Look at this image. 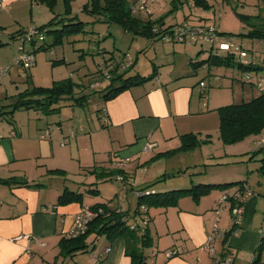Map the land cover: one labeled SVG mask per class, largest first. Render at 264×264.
I'll return each instance as SVG.
<instances>
[{
    "label": "crops",
    "instance_id": "crops-1",
    "mask_svg": "<svg viewBox=\"0 0 264 264\" xmlns=\"http://www.w3.org/2000/svg\"><path fill=\"white\" fill-rule=\"evenodd\" d=\"M70 1L69 7L71 8L75 0ZM82 1V5H84L88 0ZM129 1L132 3L136 0ZM170 2L171 0L162 2L147 0L145 4L148 11L150 10L149 15H151L150 6L153 7L154 12H157L160 10L159 8H162V3H165L168 8L171 5ZM184 5L189 8V12L182 14L183 18H176L178 22L168 26L182 25L185 22H199L200 17L194 14L197 9H193L189 2ZM184 5L179 6V9ZM138 12L141 14L144 11ZM28 13L30 24L25 21ZM54 15V7L49 8L35 0H6L0 7V38H3L0 40H4L6 35V37L9 36L10 42L0 41L3 44L0 47V67L12 64L13 60L11 59L16 56V42L20 32L26 31V28L41 27L47 24ZM163 22V28L168 27L166 19ZM24 25L27 26L23 27ZM218 38H215L217 44L223 42ZM252 42L256 43L259 40L254 39ZM32 50L34 51V48ZM194 50L197 56L199 50L198 48ZM201 51L202 49L198 56ZM188 57L185 66L189 65L190 68L186 67L184 73L176 75L172 70L168 75H158L151 81H145L141 85L122 91L113 100L102 102L96 107V118L100 119L105 126V130L101 132H106L110 149L114 150L112 154L111 152L109 154L110 169L120 168L125 171L128 177L127 182H130L129 180L132 178L131 171H134V174H137V170L146 171L147 166L143 165L145 162L142 163L144 155L152 153L154 149L167 150L166 152L178 149L181 144L179 141L181 135L194 134L197 136L207 133L208 131L203 127L197 129L198 122L203 119L201 117L208 113L206 110L209 107L218 109L225 106L224 102L219 100V95L213 91L209 92L206 101L201 98L207 94V85L203 77L188 78L191 77V68H203L199 70L201 73L206 71V77L213 74L207 64L190 65L193 62V55L190 54ZM105 59L107 60V57ZM206 59H208V55H202L201 59L197 57V62ZM135 67H137L136 64ZM139 70L137 67L135 73L142 75ZM6 76L1 81L7 79V84L15 83L13 77L9 79L10 76L5 78ZM201 82L205 84L204 95L201 93ZM234 82V79H231L229 85L232 86ZM249 87L251 89H247L246 96H240L238 103L257 96L255 89ZM6 92V89L3 91L0 88V264H54V260H56L55 264H130L129 257L124 253L125 241L122 238L110 242L104 237L95 238L91 235L86 240V243L89 244L86 252L77 253L65 261H62L58 256V243L71 229L72 221L80 208L90 207L94 204L87 205L85 197H83L82 204L70 203L63 207L57 205L58 196L64 189L86 193V184L83 181L73 183L69 187L66 184L67 178H61L62 181L54 179L52 174H48L49 171L64 169L62 166L49 168L47 162L48 159L55 157L61 159L62 155H67L64 153V145L68 142L70 144L68 146H74L73 143H75L78 149L77 145L82 135L86 134V130L82 125V118H78L76 121V118L73 117L70 122L66 123L68 127L64 129L60 120L48 122V117L52 115L46 116L40 111L31 109L20 110L33 111L27 112V119H24L23 116H16V112H18L16 111L11 116L9 115L13 119L6 121V116L9 114L7 110L13 103V100H4L8 98ZM17 94L13 93L11 96ZM98 108L102 111H98ZM53 123L57 126L56 132L53 133L54 139L50 134L51 131H54ZM46 131L49 132V137H45ZM70 132L74 134L73 137H69ZM97 135L93 132L90 139L94 141ZM63 139L67 140L62 145L64 146L62 149L58 143L60 144ZM245 139L249 141V144L258 142L260 145L248 150L249 152L244 155H227V152L224 151L222 156H211L208 161H203V165L205 164L204 166H207L208 169H213L212 175L206 178H190L188 187L191 183L220 185L236 183V180L242 179L240 176L231 177L224 173L223 175H213L215 170H225V166L245 164L247 165L246 169L251 167L250 173H253L254 169L258 168V164V166L261 163L264 165V130L257 136H249ZM147 144L154 145L151 151H145ZM135 161H137L135 169L133 166L128 167V164L120 165L122 162L130 164ZM86 168L90 167H84V170ZM256 180L258 185L256 187H253L248 180L240 181L249 185L254 195L244 201L241 220L237 226L238 230L236 229L235 234L232 233L226 238L228 253H231L233 257L232 264L244 257L243 254L240 256L238 252L253 254L255 258L256 251L264 244V182L258 178ZM7 181H12V183L7 184ZM154 181H146L138 185L142 188ZM166 182L158 183L152 191L161 192L175 188L168 187ZM130 184L132 188L136 187L133 190L140 189L135 180ZM123 186L125 189L127 185ZM239 190V187L226 192L224 189H214L210 190L211 192L197 203L193 202L191 198L184 197L178 201L176 207L149 209L150 219L147 231H149L152 245L146 252L149 256L148 264H214V256L208 254L209 252L204 248L205 240L212 230L215 218L214 209L223 195L232 197ZM106 203H109L112 208L126 211L122 207L123 205L114 204L111 201ZM127 210L131 212L130 209ZM220 216L221 225L227 227V222L224 223V219H227L228 215L222 211ZM232 229V224H228L226 230L231 232ZM171 250H177L178 255L168 259L164 255ZM81 254L82 256H80Z\"/></svg>",
    "mask_w": 264,
    "mask_h": 264
},
{
    "label": "rangeland",
    "instance_id": "rangeland-1",
    "mask_svg": "<svg viewBox=\"0 0 264 264\" xmlns=\"http://www.w3.org/2000/svg\"><path fill=\"white\" fill-rule=\"evenodd\" d=\"M158 1L162 2L163 0ZM207 1L211 6L208 10H195L194 14L198 15L197 17H200L198 24L214 26L218 32L228 34L220 35V37L218 36V39L224 41L229 38L234 43L240 42L245 50H248L249 56L255 55L257 59H254V61L256 63H261L264 66V61H262L263 58L259 57V55L261 56L262 52L259 42L254 43L255 41L252 42L251 39L239 38V35H243L251 30V24L257 25L264 18V0ZM82 2V0H75V3L71 7V12L73 15H77L78 21L85 23L84 34L71 35L68 38H65L61 45L56 46L51 50L36 52L33 58L36 62L32 69H17L16 67H13L6 75L10 76L9 79L13 77V81H15V83L7 84V79L5 80V78H7L6 76L4 78L5 81H1L0 84L2 86H0V88H2L3 91H5V89L7 91L6 95L8 98H5L4 100L9 101L13 100V98H9L12 97L11 95L13 93L24 92L25 90H30L33 87L48 88L52 86L53 82H58L64 79H71V83L75 85V97L80 96V88H84L83 94L88 95V101L84 107H65L64 105L66 102L61 101L60 105L63 107L59 113L52 114V116L48 117V122L60 120L64 125V129L65 127H68L66 123L70 122V119L72 120L73 117L76 118V121H78V118H82V125L86 130V134L82 135L80 142L77 145L78 149L75 146V143H73L74 146H68L70 145L68 142L66 145H64L65 148L64 146H61V143H58V146H61L62 149L64 148V153H67V155H62L61 159L56 157L53 158L54 160L48 159L47 164L49 165V168L62 166L64 170L60 171L59 173L49 172V175L52 174L53 178L57 179L58 181H60L61 178H67L68 181L66 184L69 187H71L73 183H81L84 181L87 190L91 188L97 190V195H91L88 192H82L87 205H92L95 203L101 204L111 201L114 202V204L123 205L122 207L125 210L130 209L131 212H133L137 204V197L135 194H133V189H136V187L132 188L130 183H133L134 180L136 181V185L141 188V186L138 184L145 183L146 181H154L157 179V177L159 178L161 175L163 176V174H165L164 180L167 181L166 184L168 187H177V189H183L188 187L190 178H206L212 175L213 169H208L207 166H204L205 164L203 165V161H208L211 156H222L224 151L227 152V155H244L245 153L249 152L248 150L260 145L258 142L257 144L255 142L249 144V141L245 138L242 141L234 144H224L222 140H220L221 138L219 136V115L217 108H210L208 106L209 108L206 110L208 113L201 117L203 119H201L202 121L198 122L197 126V129L203 127L208 132L197 135L198 141H200L197 146L193 147L192 149H187V151L184 149L177 150L172 148L173 150L166 152L167 150L161 151L154 149L152 153L144 155L142 160V163L145 162L143 165L147 166L146 171L137 170V174H134V171H131L130 173L132 178L129 180L130 182L126 184L127 186L125 189L123 188L124 183L115 180L114 175L107 174L103 176L99 174L100 171H112V169H110L111 165L108 159L110 152L112 154L114 151L110 149V142L106 136V132H101L105 130L104 123L100 119L96 118V107L102 103L100 89L96 90L92 87L94 83H101L102 81L101 73L98 72L100 70V66L103 65L104 58L107 57L108 59L111 53H113L115 57L116 55L122 57V54H126L125 58L127 57V59L125 63H127L129 59H135L136 66L140 69V73L145 75V77L152 75L153 69H156V78L158 75H168L172 70H174L176 75L181 72L184 73L185 68L189 66H185V64L190 54L193 55L192 61L196 63L198 61L197 57L201 59L202 55H209V51L211 50V52L214 54H220V52L217 51V41L213 46L207 44H198L196 47V45H185L169 40H149L143 37H133L130 33L124 32L122 27L118 24H106L102 21H97L96 18H92V16L86 13H83L81 11L82 8L80 9V6L83 4ZM149 2L151 3V1ZM162 4V8H159L160 10L157 12H154L153 7L149 4L152 10L151 15H149L150 12L146 13V11L142 12L141 14H139L137 11L136 15H140V17H144V19L149 18L153 20L163 17V20L166 19V24L168 26L178 22L176 18H183L182 14L189 12V8L184 5L181 9H173V12L170 13L169 10L172 9V6L169 5V7L166 8L167 6L165 3ZM63 11V0H58L54 7V14L61 15ZM242 16H259V18H251L248 21H245L246 19H244L243 21ZM196 20L198 21V19ZM25 21L27 24H30L29 13L26 16ZM26 26L24 25L23 27ZM0 41L10 42V38L9 36L6 37L5 35L4 40ZM50 41L51 39L48 38L46 43L49 44ZM16 45V56H19L18 41L16 42ZM24 47L26 51L33 53L35 51L29 47V44L25 45ZM196 48H198L199 51L202 49L199 56V51H197L198 53L196 56V51L194 50ZM103 51H105V53H103ZM12 59H14V57ZM60 60L63 62L57 63V61ZM53 61L55 62L52 66ZM121 61L122 59L120 62ZM122 67L121 70L128 71V75H134L137 68L133 66V68L130 67L123 69ZM208 67L211 71V74L213 75L206 77V71L201 73L203 68H199L201 70L191 68V77H188L192 79L196 77L204 78L207 85V94L201 96L204 101H206L205 99H207L209 92L213 91L219 95V100L224 102V105H229L230 103L232 104L235 102L238 103L240 96H246L247 89H251L249 84L242 83L243 76L241 75H243V73L238 69H234L233 71V69L221 65ZM253 74L254 73L251 74L252 78L255 76ZM263 74L264 71H261L257 75ZM231 79H234L235 81L232 86L229 85ZM4 103L7 104L8 102ZM27 112L33 111H18L16 112V116H23L24 119H27ZM6 118V121L13 119V117L11 118L9 114L6 116ZM52 126L54 131H51L52 133L50 134L52 139H54L55 135L53 133L56 132L57 126L55 123H53ZM93 132L98 134L94 141L90 139V135ZM206 139H208V141ZM136 162L137 161L130 164L127 162H122L120 165L124 166L128 164V167L133 166L135 169L137 167ZM258 165V168L254 169L253 173H250L251 167L246 169L247 165L236 164L230 165L228 167L225 166V170L223 171L215 170L213 175H223L224 173L225 175L227 174L231 177L240 176L242 179H238L235 182L248 180L249 183L253 185V187H256L258 186L256 180L257 178L264 182V170L261 169V167H264V165H262V163L260 166ZM84 167L90 168H86L84 170ZM228 169L230 170L228 171ZM94 170H97L96 174L94 173ZM98 175L100 177H97ZM164 180L160 182L163 183ZM92 183L94 184L92 185ZM237 187V185H234L224 189V191L226 192L228 190L236 189ZM157 189L159 188L157 187ZM222 211H225L228 215L227 219H224V223L227 222L226 226L228 227V224H232L229 207H226ZM214 216L215 218L213 220V224L217 217L215 213ZM135 219L136 222L140 223V219H138V217ZM218 225L221 229L226 230L227 228L221 225V216L219 218ZM210 234L211 233L208 235ZM221 244L222 243L220 241L214 243L216 250L215 255L217 256L221 255ZM261 252V261L258 264H264V248ZM238 253L240 256L243 254L244 257L236 260L235 264H249L251 259L254 258L253 254L245 252ZM80 256H82V254Z\"/></svg>",
    "mask_w": 264,
    "mask_h": 264
},
{
    "label": "trees",
    "instance_id": "trees-1",
    "mask_svg": "<svg viewBox=\"0 0 264 264\" xmlns=\"http://www.w3.org/2000/svg\"><path fill=\"white\" fill-rule=\"evenodd\" d=\"M38 3H43L49 8L55 7L57 0H35ZM70 0H63L64 12L61 15H54V17L45 25L38 27L37 29L43 30L44 40H31L29 42V47L34 48V52L47 51L55 48L63 43L65 38L71 35L84 34L85 23L78 21L77 15H73L71 12ZM135 2H130L129 0H88L86 4L82 5L81 11L86 13L92 18H96L97 21H102L106 24H118L122 27V30L126 33H130L133 37H143L152 40H163L165 36L170 34L174 27L182 26L174 25L164 27L163 17L158 19H144L136 15V12H132L131 7L136 5ZM190 3L191 6L196 9L208 10L211 6L207 0H171L172 9L169 12H173V9H179L186 3ZM264 7V6H263ZM264 12V11H263ZM135 13V14H134ZM241 17V16H239ZM243 17V16H242ZM251 18H259V16L251 17L244 16L245 21ZM241 19V18H240ZM188 23V22H185ZM183 24V23H182ZM190 24V23H189ZM192 25H202L198 23H191ZM249 24V23H248ZM216 30V29H215ZM20 32L18 36L22 35ZM217 37L220 35H228L225 33H220L216 30ZM226 37V36H225ZM18 38V37H17ZM50 38V43H46L47 39ZM228 38V37H227ZM239 38H248L251 40H261L264 39V18L257 25L251 24V30L243 35H239ZM229 39V38H228ZM238 44V43H237ZM0 43V47H1ZM204 45V44H202ZM210 45V44H207ZM241 45V44H240ZM244 51L247 52V56L241 59L237 54L228 51L220 52V54H214L209 51L208 59L199 62H191L190 65H204L208 66H226L228 68L238 69L243 73L242 80L243 84L247 83L252 88L253 85L250 82H246L245 74L255 75L258 77L259 72L264 71V66L261 63H256L254 59H257L255 55L249 56L248 50L241 45ZM99 50V49H98ZM105 53V51H103ZM111 57L104 60L103 65L100 66L98 73H101L102 81L101 83H94L92 85L93 89H100V97L103 103L113 100L119 93L127 90L133 86L141 85L145 81H149L156 76V70L152 75L142 76L137 73L134 75H128V71L121 70L127 69L135 66V59L131 60L129 67L124 68L127 63L125 58L126 54L123 56ZM262 61H264V56ZM122 61L120 62V60ZM63 61H57V63H62ZM122 64V66H121ZM54 62H52V66ZM105 74L110 77L105 78ZM260 76H264L260 75ZM75 85L71 83V79H64L58 82H53L51 87H33L32 89L20 92L15 96L9 97L13 98V103L9 106L7 112L11 116L14 112L20 110H35L40 111L44 115H52L59 113L63 106L60 105L61 101H65V107H84L88 101V95L83 94L84 88H80V93L78 97H75ZM97 92V91H96ZM98 111H102L98 108ZM5 112V113H7ZM219 115V136L220 140L224 144H234L242 141L251 135H258L264 130V93L248 99V101H242L240 103H232L219 107L217 109ZM3 113V112H2ZM208 141V139H206ZM181 144L177 150L192 149L197 146L200 141L198 137L194 134H184L180 136ZM151 151V150H150ZM264 170V167H261ZM51 173H59V170L49 171ZM97 170H94L96 174ZM101 175L105 176L107 174H112L120 177L121 180L118 182L128 184V177L120 168L112 169V171L101 172ZM97 177H100L99 175ZM165 179V174L161 175L159 178L155 179L154 182L143 186L142 188L135 191L134 194L137 197L136 208L133 212L128 210L121 211L116 208L109 206V203H97L90 207L95 214V216L89 220L84 233L77 235L75 237L65 235L62 237L58 243L59 257L62 261L67 258H71L77 253H83L88 250L89 244L86 240L89 236L93 235L95 238L104 237L108 241H115L117 238H122L125 241V255L129 257L130 264H148L149 256L146 250L151 247V237L149 235L148 223H149V209H166L170 207H176L178 201L183 197H190L193 202L197 203L202 197L207 196L214 189H226L237 185L241 189L244 182H236L230 184H193L191 183L189 187L183 189H169L167 191H152L153 187L158 185V183ZM165 181V180H164ZM7 184L12 183V181H7ZM86 192L91 195H97L98 191L95 189H88ZM82 193L69 191L64 189L62 194L58 196L57 205L64 206L70 203L82 204L83 197ZM140 219V223L136 222L135 218ZM142 223H145L144 225ZM134 227V228H132ZM223 244V243H222ZM264 244H262L256 251L255 258L250 264H258L261 261L262 249ZM56 262V261H55ZM54 262V264H55Z\"/></svg>",
    "mask_w": 264,
    "mask_h": 264
},
{
    "label": "built area",
    "instance_id": "built-area-1",
    "mask_svg": "<svg viewBox=\"0 0 264 264\" xmlns=\"http://www.w3.org/2000/svg\"><path fill=\"white\" fill-rule=\"evenodd\" d=\"M6 0H0V7L5 3ZM147 0H137V5H133L131 7L132 12L137 11H146L148 13V9L146 7ZM217 33L215 27L206 26V25H192L189 23H183L182 26L174 27L173 31L164 37L165 40L173 41L175 43H182L185 45H202V44H210L213 46L216 42ZM31 40H44L43 30H39L35 27L28 28L22 35L18 36V50L19 56H16L12 59V64L4 67H0V81L1 79L11 70V68H22V69H30L35 65L34 53L25 50V45L29 44ZM261 46L262 55L264 56V39L259 41ZM217 51L228 52L231 51L237 54L241 59L247 56V52L243 50L240 43H234L230 39H226L223 42L217 44ZM131 60L127 62L124 68H127L131 64ZM110 76L105 74V78L108 79ZM246 82H250L253 85L255 91L259 94L264 93V76L253 77L250 74H245ZM200 87L202 88L201 93L204 95L205 87L204 83H200ZM49 132H45V137H49ZM74 134L70 132L69 137H73ZM67 139H63L61 142V146L65 144ZM154 145L147 144L145 146V151L152 150ZM117 180H121L120 177H117ZM253 190L247 186L243 185V187L232 197H226L223 195L220 200L217 202V206L214 209V213L217 216L216 220L213 224V228L211 230V234L207 236V240H205L204 248L207 250L212 256H214V264H232L233 257L231 253H228V248L226 245V238L232 234L236 233L237 226L241 220L242 216V205L244 201H246L249 197L253 195ZM226 207H229L230 215L232 218V226L233 229L231 232H228L225 229L219 228L218 221L221 215V211ZM95 216L94 212L90 210L88 207L80 208V211L75 216L72 221V227L66 233L68 236H77L85 232L87 223ZM143 225L145 223H142ZM134 228V227H132ZM238 230V229H237ZM220 241L222 244V252L220 256L215 255L216 250L214 243ZM178 255L177 250H171L166 253V258H172Z\"/></svg>",
    "mask_w": 264,
    "mask_h": 264
}]
</instances>
